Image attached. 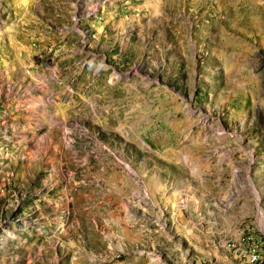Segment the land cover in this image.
I'll use <instances>...</instances> for the list:
<instances>
[{"label": "rangeland", "instance_id": "obj_1", "mask_svg": "<svg viewBox=\"0 0 264 264\" xmlns=\"http://www.w3.org/2000/svg\"><path fill=\"white\" fill-rule=\"evenodd\" d=\"M0 264H264V0H0Z\"/></svg>", "mask_w": 264, "mask_h": 264}, {"label": "built area", "instance_id": "obj_2", "mask_svg": "<svg viewBox=\"0 0 264 264\" xmlns=\"http://www.w3.org/2000/svg\"><path fill=\"white\" fill-rule=\"evenodd\" d=\"M251 255H254V262L258 261V259H259V255H258V254L253 253V254H251ZM251 263H252V262H251Z\"/></svg>", "mask_w": 264, "mask_h": 264}]
</instances>
